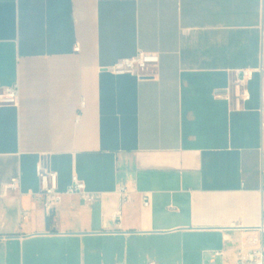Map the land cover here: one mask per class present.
I'll return each instance as SVG.
<instances>
[{
	"label": "crops",
	"instance_id": "0c3cea01",
	"mask_svg": "<svg viewBox=\"0 0 264 264\" xmlns=\"http://www.w3.org/2000/svg\"><path fill=\"white\" fill-rule=\"evenodd\" d=\"M139 50L158 54L152 76L106 70ZM244 69L236 110L224 94ZM14 84L0 264H236L264 225V0H0ZM39 164L63 193L50 214ZM72 174L94 201L64 193Z\"/></svg>",
	"mask_w": 264,
	"mask_h": 264
},
{
	"label": "built area",
	"instance_id": "2783aa9c",
	"mask_svg": "<svg viewBox=\"0 0 264 264\" xmlns=\"http://www.w3.org/2000/svg\"><path fill=\"white\" fill-rule=\"evenodd\" d=\"M159 56L155 52L139 50L130 57H124L115 61L112 65L106 67V70L115 75L130 74L138 78L152 76L151 69L157 66ZM252 79V71L244 69L235 71L230 86L226 89L225 98L231 101L234 109H240L243 102L249 99L247 84ZM18 98V87L16 84L0 88V106L15 105ZM38 177L39 195L42 197L44 210L50 214L60 203L62 192L58 189V178L54 171L39 164L36 167ZM11 189L18 187V179L12 178L8 184ZM122 197L126 198L125 190L121 189ZM65 194L78 195L86 203H91L97 198V195L86 189L84 182L76 174L70 176V182L67 185ZM144 205H147L145 200ZM120 213L114 214L118 218ZM255 233L243 238L240 251L236 259V264H264V225L255 228ZM147 264H156L153 261ZM208 264H214L213 262Z\"/></svg>",
	"mask_w": 264,
	"mask_h": 264
}]
</instances>
